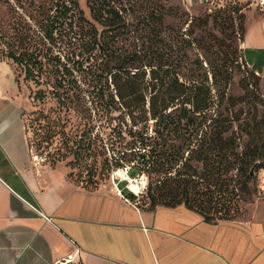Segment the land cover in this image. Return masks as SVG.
<instances>
[{
  "label": "rangeland",
  "instance_id": "obj_1",
  "mask_svg": "<svg viewBox=\"0 0 264 264\" xmlns=\"http://www.w3.org/2000/svg\"><path fill=\"white\" fill-rule=\"evenodd\" d=\"M57 1L0 0V59L7 60L11 51L20 53L24 48L40 52L32 79L26 78L24 66L9 58L17 75L19 90L15 97L22 109L32 154L36 165L64 172L70 181L89 190L117 192V184L126 181L124 191L121 190L126 197L132 192L128 187L130 181L118 172L127 169L109 162L111 154L106 146L108 139L119 131L117 121L112 123L96 112L92 96L83 87L77 71L63 80L62 73L57 71L63 66H57L52 57H60L71 68L74 61L77 67L81 64L86 67L90 62H78L79 45L73 44L69 37L61 38L56 33V42L50 43L38 31L37 20L52 11ZM78 1L86 17L92 20L88 0ZM237 1L235 5L232 0L231 6L227 0L219 8L201 0L117 2L120 6L128 2L133 14L139 17L153 10L164 12V24L172 38L180 32L188 35L187 29L191 31L187 38L193 43L181 44L185 54L184 73L195 74L200 81L209 82L212 93L222 99L220 110L225 114L226 107H230L233 126L225 135H232L239 143L236 155L225 158L221 152L211 150L203 160L189 161L188 167L193 166L203 178L191 180L186 185L183 177L177 176L179 170L176 168H166L170 173L163 172V168L160 171L142 169L135 178L141 191L132 192L136 195L132 202L141 207L150 205V190L159 202L169 200L172 195L181 200L189 198L197 209L216 219L264 220V155L258 157L253 150L256 143L264 141V73L251 74L242 49L246 26L252 29L258 15L264 13L251 9L247 0ZM170 7L172 13H169ZM217 9L223 10L216 12ZM67 54L73 61H68ZM61 84L63 86H57ZM61 95L64 103L60 102ZM215 113L213 110L212 114ZM154 129L151 121L149 132L153 133ZM158 140L160 147L164 145L165 148L178 143L173 137L168 141L160 137ZM258 159L260 164L250 174Z\"/></svg>",
  "mask_w": 264,
  "mask_h": 264
},
{
  "label": "crops",
  "instance_id": "obj_2",
  "mask_svg": "<svg viewBox=\"0 0 264 264\" xmlns=\"http://www.w3.org/2000/svg\"><path fill=\"white\" fill-rule=\"evenodd\" d=\"M258 17L242 49L262 74ZM18 88L13 63L0 59V264H264L263 219L209 221L185 204L143 208L36 165Z\"/></svg>",
  "mask_w": 264,
  "mask_h": 264
},
{
  "label": "trees",
  "instance_id": "obj_3",
  "mask_svg": "<svg viewBox=\"0 0 264 264\" xmlns=\"http://www.w3.org/2000/svg\"><path fill=\"white\" fill-rule=\"evenodd\" d=\"M70 1L58 0L54 9L37 20L36 25L50 43L56 42V33L61 38L69 37L73 44L79 45L78 62H90L86 67L83 64L77 67L74 61L71 68L60 57H52L57 66H63L61 71L57 69L63 80L77 71L83 87L92 96L96 112L112 123L117 121L119 131L106 145L111 154L109 162L126 168L132 179L144 168L159 171L163 168L166 173L171 172L165 171L166 168H176L179 170L177 176L183 177L186 185L191 180L203 178L193 166L188 167L189 161L203 160L211 150L221 152L225 158L236 155L237 138L225 135L233 126L230 107H226L225 114L220 110L222 99L212 93V85L200 81L195 74L184 73L185 54L181 44L193 43L187 38L192 34L189 29L188 35L180 32L172 38L164 24V12L153 10L149 15L139 17L133 14L128 2L120 6L118 0H88L90 20L78 0ZM228 1L232 6V0ZM237 2L234 0L235 5ZM169 11L172 13L173 8ZM24 50L20 53L11 51L7 59L24 66L26 78L32 79L40 52ZM66 58L73 61L69 54ZM251 72L257 75L254 70ZM75 82L80 88L78 80ZM60 102H65L62 95ZM213 110L215 114H212ZM151 121L155 126L153 133L149 132ZM159 137L163 141L173 137L178 143L168 148L160 147ZM253 150L258 157L263 156L264 141L256 143ZM259 164L260 159L252 168ZM118 185L124 191L126 181H120ZM148 194L151 203L143 208L185 204L209 221L224 220L197 209L189 198L181 200L172 195L169 200L159 202L150 190ZM126 197L133 201L136 195L130 192Z\"/></svg>",
  "mask_w": 264,
  "mask_h": 264
},
{
  "label": "built area",
  "instance_id": "obj_4",
  "mask_svg": "<svg viewBox=\"0 0 264 264\" xmlns=\"http://www.w3.org/2000/svg\"><path fill=\"white\" fill-rule=\"evenodd\" d=\"M226 0H205V2L207 4L213 5L215 7H220L222 5V3H224ZM241 1V0H239ZM248 2V6L259 12V13H264V0H247ZM242 3V1H241ZM212 10V9H210ZM117 187H119V185L117 184ZM123 195V194H122ZM125 197V196H124ZM127 200H130L129 198L126 197ZM67 262H59V263H55V264H66Z\"/></svg>",
  "mask_w": 264,
  "mask_h": 264
},
{
  "label": "bare ground",
  "instance_id": "obj_5",
  "mask_svg": "<svg viewBox=\"0 0 264 264\" xmlns=\"http://www.w3.org/2000/svg\"><path fill=\"white\" fill-rule=\"evenodd\" d=\"M118 174H119V176L123 177L124 179H128L130 181L128 187L132 192L137 194L138 192L141 191L140 183H137V179H132L130 176H128L127 171H125V169L119 170ZM116 189H117V192L119 194H123L120 187H117Z\"/></svg>",
  "mask_w": 264,
  "mask_h": 264
},
{
  "label": "water",
  "instance_id": "obj_6",
  "mask_svg": "<svg viewBox=\"0 0 264 264\" xmlns=\"http://www.w3.org/2000/svg\"><path fill=\"white\" fill-rule=\"evenodd\" d=\"M255 167L252 169L251 174H253Z\"/></svg>",
  "mask_w": 264,
  "mask_h": 264
}]
</instances>
